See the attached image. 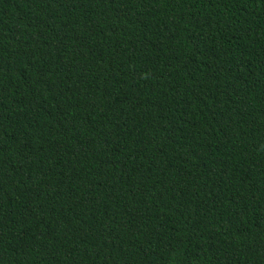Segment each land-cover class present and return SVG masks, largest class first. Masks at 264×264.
I'll return each mask as SVG.
<instances>
[{
    "label": "trees",
    "instance_id": "trees-1",
    "mask_svg": "<svg viewBox=\"0 0 264 264\" xmlns=\"http://www.w3.org/2000/svg\"><path fill=\"white\" fill-rule=\"evenodd\" d=\"M0 264H264V0H0Z\"/></svg>",
    "mask_w": 264,
    "mask_h": 264
}]
</instances>
